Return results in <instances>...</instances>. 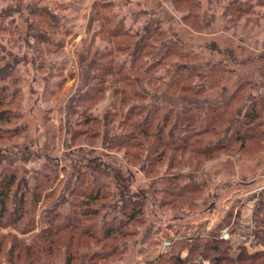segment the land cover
<instances>
[{
    "label": "trees",
    "instance_id": "16d2710c",
    "mask_svg": "<svg viewBox=\"0 0 264 264\" xmlns=\"http://www.w3.org/2000/svg\"><path fill=\"white\" fill-rule=\"evenodd\" d=\"M14 2L0 10V165H5L0 166V260L4 264H125L135 252L147 254L145 246L157 243L153 236L161 226L157 220L148 222L149 209L171 215L168 224L197 214L209 183L206 168L198 161L192 167L185 164L193 155L210 159L226 151L242 161H254L264 151V111L247 93L252 82L241 81L233 91L223 87L217 99L209 94L226 73L236 72L232 65L243 60L238 54L243 47L211 38L215 27L222 23L229 30L239 27L245 17L250 21L251 8L255 3L264 6V0H94L85 35L75 50L77 73L71 75L76 78L75 89L61 110L58 137L70 149L64 154L70 157L69 165L53 154L59 148L55 141L32 150L38 142L25 119L22 71L30 63L36 76L46 83L53 80V87L66 82V77L57 79L64 76L58 59L72 29L71 5L31 1L24 18L23 2ZM202 37L211 39L198 45ZM24 47L29 50L22 52ZM56 136L54 132L53 139ZM199 140L202 148L193 150ZM256 140L255 147L248 146ZM187 152L191 155L185 158ZM32 158L43 163L29 171L26 163ZM164 163L173 171L175 165L185 166L177 168L173 182L170 176L163 178L175 190L151 194L134 190L135 170L150 175ZM185 173L189 180L180 187ZM198 174L205 178L197 180ZM50 187L54 189L49 191ZM46 189L38 213L36 206ZM233 214L231 210L206 236L174 241L144 264L263 260L264 252L250 253L244 241L236 245L237 221L229 229L232 240L219 238L229 226L227 219L240 217ZM38 216L45 217L46 225L40 235L30 237V244L17 234L4 233L14 227L27 234ZM253 217L251 237L255 245L264 244V198L256 203Z\"/></svg>",
    "mask_w": 264,
    "mask_h": 264
},
{
    "label": "rangeland",
    "instance_id": "374dc122",
    "mask_svg": "<svg viewBox=\"0 0 264 264\" xmlns=\"http://www.w3.org/2000/svg\"><path fill=\"white\" fill-rule=\"evenodd\" d=\"M31 1L36 2V0H21L23 2V9L20 12L22 17L27 16V11L25 10ZM94 0H46L48 4H55L57 2L71 5L72 23L70 25L71 32L69 36L65 39L64 49L60 53L58 62L63 67L64 76L57 79L66 77V82L62 84L59 88L53 87V80L46 83L44 79H41L39 76H36L35 71H33V66L29 64L25 65L22 74H23V90L25 92V101L24 108L26 112L25 119H27L32 130V139L38 142V145H31L32 150L34 147L35 152L40 149V146H44L48 141H55L58 144V151L54 152L55 156H60L64 164H70V157L64 156L65 153H69L70 149L67 146H63L62 142L60 143L58 137V130L63 119V114L61 110L64 108L66 103L69 101L71 95L73 94V88L76 78H73L71 75L77 73V66L74 59L75 50L78 47V43L82 40L85 35V28L87 24L89 9ZM122 1V0H117ZM8 4H15L14 0H0V10ZM255 6L251 8L252 12L248 16V20L245 17L242 19L239 27L230 28L229 30L224 27V24L218 23L213 31V39H216L219 43L228 44V46H237L240 45L243 47V51L239 50L240 59L235 64L232 65V69L236 70L235 73L228 72L223 77L222 81L219 83V86L213 91H210V96L212 99H217V96L220 94L223 87L229 88L230 91H233L237 85L244 80L252 82V87H247V93L251 94L252 97L258 99V104L260 109L264 111V6ZM130 18V17H129ZM133 21L130 19L129 24H132ZM211 38H200L198 45L204 44V41ZM206 39V40H205ZM29 50L27 47H24L22 52H27ZM39 77V78H38ZM73 89V90H72ZM110 104V99L106 100L102 105V108H106ZM264 115V112H263ZM264 123V117L262 118ZM49 130V134L46 131ZM261 131L263 129H260ZM57 134L55 139H53L54 132ZM47 134V135H46ZM65 135L61 136V138ZM203 137V139L207 138ZM57 138V139H56ZM258 142L248 143V146L255 147ZM203 141L195 143V148L193 150H198L202 148ZM237 148V145L232 146ZM44 148V147H43ZM33 150V151H34ZM191 150V149H189ZM235 151V150H234ZM121 154V153H118ZM183 154L179 153L178 156ZM191 155V152L185 153L184 157L188 158ZM195 161H198L201 165V168L205 167L207 175L205 178L209 185L205 189V194L201 198H205L200 202V209L197 211V214L186 217L185 219L179 220L178 222H172L168 224L169 217L171 215H164L162 212H159L158 208L149 209L148 211V222L157 220V225L160 227V232L157 236H153L156 239V245L145 246L147 254L139 255L135 252V255L130 256L125 264L132 263L133 260H137L138 257L154 258L157 255V250L160 251L164 245V241L168 238H185V237H196V236H206L211 230L220 224L227 216L231 210L234 211L233 218L238 213L240 217L238 219H227L228 228L231 230V227L234 226L235 221L238 222L237 232L238 234L234 236V241L236 243H242L247 250L251 252L262 251L264 252V244L255 245L254 239L251 237L252 232L254 231V217L253 212L249 214L245 208L242 207V200L247 202L246 197L236 196L238 192H244L248 188H251L253 185L252 181H256L257 186L264 184V151L259 154V157L254 161H242L239 158V155L236 153L223 151L216 155V157H208L193 155V159L185 164L188 167L195 165ZM43 163V160H38L32 158L28 163H26V168L31 171ZM4 168V163L0 165ZM178 167H185L182 163L180 166L175 165L174 171L168 170L167 164H158L155 166V173L150 175L145 173H140L136 171V181L134 184L135 191H144L151 194L156 192V190L161 191L163 189L175 190L174 187L168 186V176L170 181L173 182V177L175 172L178 170ZM183 169V168H182ZM190 170V169H189ZM201 171V170H200ZM199 171V173H200ZM167 172H169L167 174ZM181 172V171H180ZM33 174V173H31ZM157 174V175H156ZM182 174V173H180ZM187 173L179 179L178 184L180 187L183 184L188 182ZM63 177V174L60 173V178ZM167 178V179H163ZM204 179L201 175L198 174L197 180ZM163 179V180H161ZM203 181V180H202ZM59 182V181H58ZM55 184V186L58 184ZM204 183V181H203ZM51 188V187H50ZM54 189L51 188L44 190L43 198L38 202L36 208L38 213L41 212L43 207L42 203L45 201V194ZM196 192V191H194ZM216 193V194H214ZM234 196L232 197V195ZM212 195H217L213 196ZM158 197L165 198L167 201H172L173 197L170 195H161L158 194ZM232 197V198H231ZM162 199V198H161ZM149 208V206H148ZM157 211V212H156ZM246 215L251 216V228L249 231L244 232V217ZM161 217H163L161 219ZM45 217L42 219L39 216L36 218V222L33 225V228L28 231L27 234H22L15 230L14 227L4 229V233H13L17 234L19 238L26 240L27 244L31 243L30 237L34 235H40L42 233L43 227L46 225L44 223ZM156 225V226H157ZM241 226V228H239ZM226 227V226H225ZM224 227V228H225ZM240 229V231H238ZM243 233V234H242ZM144 233L141 238L146 236ZM152 237V238H153ZM44 244V241H40ZM48 246V244H46ZM157 246V247H156ZM160 247V250L159 248ZM172 247V246H171ZM170 247V248H171ZM137 248H141L140 245ZM143 248V247H142ZM235 248H237L235 246ZM169 248L163 249L162 253L166 252ZM233 255V254H232ZM234 256V255H233ZM264 260V256L262 258ZM263 260L257 261L255 264H263ZM4 264V260H0ZM30 261L27 263L29 264Z\"/></svg>",
    "mask_w": 264,
    "mask_h": 264
},
{
    "label": "crops",
    "instance_id": "0c3cea01",
    "mask_svg": "<svg viewBox=\"0 0 264 264\" xmlns=\"http://www.w3.org/2000/svg\"><path fill=\"white\" fill-rule=\"evenodd\" d=\"M251 184L253 185L251 188H248L244 192H238V193L235 194L238 197L241 196V198L242 197H246L247 202H244L242 200V207L243 208L246 207L245 209L247 210V212L249 214H252V212H253V210L255 208L256 203L259 200H262L264 198V195L262 193L264 191V184L263 185L260 184V185L257 186L256 181H252ZM233 196H234V194L232 195V197ZM250 224H251V216L250 215L249 216L246 215L244 217V232H247V231L250 230V228H251ZM239 228H241V226ZM238 231H240V229H238ZM233 240H234V237H233ZM237 244L238 243H236V245ZM158 248L160 250V247H158ZM161 253H162V248H161L160 251L157 250V255H155L154 258H146V257L141 256V257H138L137 260H133L132 263H129V264H144L147 261H151V260L153 261ZM190 264H207V262H205V261L204 262L203 261L202 262L194 261V262H192Z\"/></svg>",
    "mask_w": 264,
    "mask_h": 264
},
{
    "label": "built area",
    "instance_id": "2783aa9c",
    "mask_svg": "<svg viewBox=\"0 0 264 264\" xmlns=\"http://www.w3.org/2000/svg\"><path fill=\"white\" fill-rule=\"evenodd\" d=\"M219 238L221 240H225V241L232 240V234L230 233V230L228 227H225L222 229ZM179 239H182V238H175L174 237V238H170L168 240H165L164 245L162 246V251H163V249L170 248L173 245L174 241H177Z\"/></svg>",
    "mask_w": 264,
    "mask_h": 264
}]
</instances>
